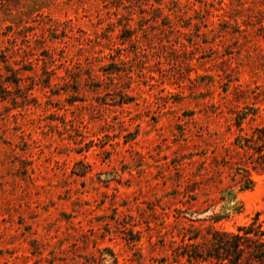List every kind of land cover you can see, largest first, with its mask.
Masks as SVG:
<instances>
[{
    "label": "rangeland",
    "instance_id": "374dc122",
    "mask_svg": "<svg viewBox=\"0 0 264 264\" xmlns=\"http://www.w3.org/2000/svg\"><path fill=\"white\" fill-rule=\"evenodd\" d=\"M257 213L264 0H0V264H188Z\"/></svg>",
    "mask_w": 264,
    "mask_h": 264
},
{
    "label": "trees",
    "instance_id": "16d2710c",
    "mask_svg": "<svg viewBox=\"0 0 264 264\" xmlns=\"http://www.w3.org/2000/svg\"><path fill=\"white\" fill-rule=\"evenodd\" d=\"M17 80L15 83H19ZM207 241L199 242L198 236H189L177 250L188 264H264V220L261 214L236 232L212 228Z\"/></svg>",
    "mask_w": 264,
    "mask_h": 264
}]
</instances>
